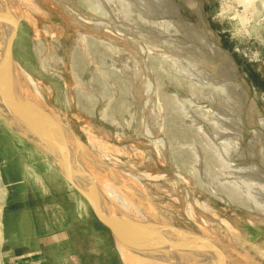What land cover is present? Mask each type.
Listing matches in <instances>:
<instances>
[{
  "label": "rangeland",
  "instance_id": "374dc122",
  "mask_svg": "<svg viewBox=\"0 0 264 264\" xmlns=\"http://www.w3.org/2000/svg\"><path fill=\"white\" fill-rule=\"evenodd\" d=\"M162 1L4 0L3 17L45 126L67 135L126 219L161 230L159 264H264L262 143L249 144L264 139V0H191L186 11L167 0L170 17ZM0 176L1 223L4 203H18L5 247L40 249L44 264H76L57 258L70 247L80 264H126L86 199L1 111ZM66 222L70 244L48 234ZM30 225L48 230L41 245Z\"/></svg>",
  "mask_w": 264,
  "mask_h": 264
},
{
  "label": "water",
  "instance_id": "95a60500",
  "mask_svg": "<svg viewBox=\"0 0 264 264\" xmlns=\"http://www.w3.org/2000/svg\"><path fill=\"white\" fill-rule=\"evenodd\" d=\"M175 1L179 10L186 11L188 7H192L191 0ZM163 16L168 17L169 14ZM1 18L3 19V31L6 36V42L4 47L0 50V65L3 67L7 65L9 74L6 73V76H4V80H7V84L4 85V90H2V92L0 91V97L8 125L16 133L42 149L46 155L50 157L55 167L86 199L99 221L109 228L116 240L130 246H141V248L154 247L161 244V230L144 220L133 222L126 219L120 211L105 198L91 180L90 173L77 151L73 150L69 143L67 144V135L63 133L65 136V138H63L61 135L57 134V132L55 133V131L43 124L40 115V112H43V110L39 104H36L35 101L32 100L29 87L25 83L22 73L19 75L17 74L19 79H21V90L16 86L14 73H17L18 68L20 69L21 67L13 57V47L9 36L10 17L2 16ZM201 30L204 31L205 29ZM1 73L2 71H0V86L2 85L1 81L3 79H1ZM46 115L45 113V117ZM15 117H18L22 122V126L17 124ZM99 165L101 170L108 169V166L105 164ZM107 174L113 177L112 174Z\"/></svg>",
  "mask_w": 264,
  "mask_h": 264
},
{
  "label": "crops",
  "instance_id": "0c3cea01",
  "mask_svg": "<svg viewBox=\"0 0 264 264\" xmlns=\"http://www.w3.org/2000/svg\"><path fill=\"white\" fill-rule=\"evenodd\" d=\"M1 176L0 177L2 178L4 183L6 182L7 183L6 185L8 186L12 185L15 182V181L12 182V180H9L8 176L5 174V171L4 172L1 171ZM7 206H8L7 203H4L3 210H1L2 211L1 218H2L3 223L0 222V264H44L43 262L45 260L46 261L49 260L51 255H47V253L40 251V249H35L34 251L26 252V251H23V248L21 246L17 248L14 247L15 249L12 247H5V245L8 244V241L13 238V236L14 238L16 237L15 235L16 222L9 223L8 217H10V215L13 214L17 210V208L7 211L6 210ZM38 210H39L38 208H35L32 210V212L33 211L35 212ZM76 222L78 223L79 220L75 221V223ZM75 225L73 227H75ZM30 227L32 229L31 238L33 240L35 238L34 240L35 243H37L38 245H41L40 237H42V235H45V233L48 230L44 232V230H40V231L38 230L40 229V226L37 228L36 226L30 225ZM73 227L72 225H70L69 222H66L62 226H60V228H58L59 230H56L52 233L50 232L48 234L54 237L57 236L56 238L61 236L64 240H66L70 244L71 241H73V239L71 238V231H70L71 228ZM53 258H56V257H53ZM57 258L62 259L64 261H68V262L71 260V261H74V263L76 262V264H80V255L75 254L72 247L68 248V251L65 252L64 254L57 256Z\"/></svg>",
  "mask_w": 264,
  "mask_h": 264
},
{
  "label": "bare ground",
  "instance_id": "6f19581e",
  "mask_svg": "<svg viewBox=\"0 0 264 264\" xmlns=\"http://www.w3.org/2000/svg\"><path fill=\"white\" fill-rule=\"evenodd\" d=\"M85 1V0H84ZM167 1V0H166ZM166 1H162L161 2V13L162 14H169L170 15V13H173V11L174 12H176V5H173V4H165V2ZM169 3H171V1L169 0L168 1ZM164 12H167V13H164ZM170 12V13H169ZM3 16V4L1 3L0 4V32H1V34L3 33V34H5L4 33V31H3V27H4V24H3V19L1 18ZM102 21V20H101ZM98 22V21H97ZM191 23V22H190ZM194 28H196V27H194ZM194 28H192L191 27V30H192V33H193V35L194 36H196V37H199L200 35V33L198 32V30H195ZM1 34H0V40L3 42L4 41V37H3V35H2V37H1ZM5 36V35H4ZM195 38V37H194ZM5 42H6V36H5ZM5 42L3 43V44H1L0 43V50L2 49V47H4V45H5ZM213 42V41H212ZM99 44V43H98ZM3 45V46H2ZM216 45V44H215ZM212 46V45H211ZM214 47H216V46H214ZM202 51V50H201ZM203 52V51H202ZM0 71H2V73H1V79H2V85L0 86V91L2 92V90H4V85L5 84H7V80H4L5 78H4V76H6V73H8L9 74V69H8V67H7V65H5L4 67L3 66H1L0 65ZM22 73V75H23V79H24V81H25V83L28 85V87H29V91H30V93H31V98H32V100H33V97H39V93L37 94V91H36V89L37 88H35V85H34V83H33V80H32V77L23 69V68H18V72L16 73H14V75H15V80H16V86H18L19 87V90H21V84H20V80L21 79H19V77H18V75L19 74H21ZM18 74V75H17ZM0 92V93H1ZM1 99V98H0ZM34 101V100H33ZM37 101H39V100H37ZM0 111H1V113L5 116V113H4V107H2V101H0ZM6 120H7V118H5ZM15 121L17 122V124H19L20 126H22L23 124H22V122L18 119V117H15ZM41 121H43V124L45 125V122H44V120H41ZM264 125V124H263ZM256 133H257V131H256ZM263 150V149H262ZM84 163V162H83ZM85 164V163H84ZM86 165V164H85ZM252 167V166H251ZM256 171V170H255ZM258 175V174H257ZM253 176V175H252ZM90 177H91V180H95V181H100L99 179V177H98V174H92V175H90ZM95 184V183H94ZM103 184H104V186H105V183L103 182ZM96 186H97V188L102 192V194H104V196H107V195H105V191L103 190L105 187H102V186H99V183H97V184H95ZM109 198V197H108ZM113 205V204H112ZM116 207V206H115ZM130 220L131 221H133L134 222V220L133 219H131L130 218ZM163 238V237H162ZM157 239V238H156ZM158 242V241H157ZM156 242V243H157ZM116 245H117V247L118 248H123V249H125V250H123V257H124V259H125V261H126V264H139V262L141 263V264H159L160 262H158V258H156L157 256L155 255V254H153L152 252L153 251H151L150 250V247H148V248H142V250H143V253L142 252H140V251H138L136 248H138V246H130V245H128V244H126L127 246H125V245H123V243L121 242V241H119V240H116ZM121 248V249H122ZM140 248H141V246H140ZM153 248V247H152ZM120 250V249H119ZM144 251H147L148 252V254H147V256H146V254L144 255ZM120 253H122V251H120ZM154 256V257H153ZM153 258H154V260H153ZM165 260H162L161 259V264H169V260L167 261L166 259V257L164 258ZM157 260V261H156ZM184 260V259H183ZM138 263H137V262ZM156 261V262H155ZM165 261H166V263H165ZM200 264H204V262H202V259L200 258ZM182 264H184V262H182Z\"/></svg>",
  "mask_w": 264,
  "mask_h": 264
},
{
  "label": "flooded vegetation",
  "instance_id": "af4514ba",
  "mask_svg": "<svg viewBox=\"0 0 264 264\" xmlns=\"http://www.w3.org/2000/svg\"><path fill=\"white\" fill-rule=\"evenodd\" d=\"M3 2H4V0H0V4H1V3L3 4ZM189 13H190L191 16H194V15H193V14H194L193 10H192V12L189 11ZM175 14H176V13H175ZM175 14H174V15H175ZM171 15H172V14H171ZM190 15H189V16H190ZM256 131H257V130H256ZM256 131H254V133H255V136H256L257 138L260 137V136H262V135H263V137H264V131L261 130V131L263 132V134H261L259 131H257V133H256ZM260 143H262V145H261V149H260L261 151L259 152V150H258V152H257L256 154H260V155L262 154V155H261V161H262V166H264V139H263V141H262V140L260 141V140H257V139H256V140H254V139L249 140L250 147H251V146H256V144H260ZM253 144H255V145H253ZM262 149H263V150H262ZM244 156H245V153H244ZM256 166H257V165H256ZM257 167H258L259 170H261L259 166H257ZM258 175H260V174H258ZM261 195H262V198L264 199V196H263V195H264V190H263V193H261ZM170 226H171V225H170ZM171 227H172L173 230H174V233H175L174 235H176V236L179 235V234H177V233H179V232H178L177 230H175L173 226H171ZM189 238H190V237H189ZM183 259H184V255L182 256V260H183ZM183 262H184V260H183ZM199 263H200V262H199Z\"/></svg>",
  "mask_w": 264,
  "mask_h": 264
},
{
  "label": "trees",
  "instance_id": "16d2710c",
  "mask_svg": "<svg viewBox=\"0 0 264 264\" xmlns=\"http://www.w3.org/2000/svg\"><path fill=\"white\" fill-rule=\"evenodd\" d=\"M18 207V203L14 202V203H10L6 210L9 211V210H13V209H16Z\"/></svg>",
  "mask_w": 264,
  "mask_h": 264
}]
</instances>
